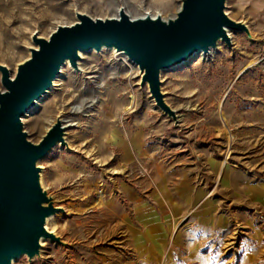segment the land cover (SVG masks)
Here are the masks:
<instances>
[{"label":"rangeland","instance_id":"obj_1","mask_svg":"<svg viewBox=\"0 0 264 264\" xmlns=\"http://www.w3.org/2000/svg\"><path fill=\"white\" fill-rule=\"evenodd\" d=\"M183 1L0 0V66L14 78L35 38L81 12L168 18ZM225 10L239 28L226 27L211 53L160 69L159 98L120 51L89 49L61 65L21 117L32 144L63 127L37 162L55 233L14 264H264V0H224ZM160 194L174 196L172 208ZM143 202L154 221L138 218Z\"/></svg>","mask_w":264,"mask_h":264},{"label":"water","instance_id":"obj_2","mask_svg":"<svg viewBox=\"0 0 264 264\" xmlns=\"http://www.w3.org/2000/svg\"><path fill=\"white\" fill-rule=\"evenodd\" d=\"M57 28L48 39L35 38L37 49L11 78L0 66L5 90L0 91V264L39 249V236L48 235L44 217L53 206L38 184L37 162L62 139L63 127L54 124L38 144L22 131L21 117L52 85L65 59L74 62L77 51L102 46L124 50L129 59L146 71L152 92L159 95L160 69L181 63L200 50L226 39V27L239 28L225 15L224 0H184L174 21L120 19L93 20ZM172 115L167 107L162 105Z\"/></svg>","mask_w":264,"mask_h":264},{"label":"bare ground","instance_id":"obj_3","mask_svg":"<svg viewBox=\"0 0 264 264\" xmlns=\"http://www.w3.org/2000/svg\"><path fill=\"white\" fill-rule=\"evenodd\" d=\"M48 5H49V4H48ZM181 7H182V4H181V5L179 6V8H178V14H179V12H180ZM123 13L127 14L131 20H137V21H139V19H141V20H151V21L159 20V21L163 22V23L166 24V25L169 24V22L174 21V20L176 19V17L178 16V14H176V15H171V16H169L168 18H166V17L161 16L160 12H159V13L157 12V13H154V14H151L150 12H146V13H142V14L137 15V14H132V13H130L127 9H125V8H123V7H119V8H117V9L115 10V12H114L113 14L108 15V16L103 17V18H95L94 20H95V21H96V20H103V21H105V20H109V19H120V17L122 16ZM225 15L228 16V11H227V10H225ZM79 16H87V15H86L85 13H83V12L79 13V14H78L77 22H75V24L81 22V18H80ZM229 19L234 20L232 16H230ZM230 31H231V30H230L229 28H227V33H228V35H230ZM216 39H217L216 44L219 45L220 42L222 41V39H221L220 37H217ZM37 48H38V45L35 44L34 46L31 47V50H33V49H37ZM93 49H94V48H93ZM104 49L114 50V51L117 50L116 47H106V46H102L99 50H104ZM212 50H213V47H210L208 51L200 50V51H198V52H196V53H203L204 55H206V54H208V53H211ZM117 51H120V53L123 55V57H124V61H125V62H128V63H130V64H134V62H132V61L129 59L127 53H126L124 50H117ZM83 53H84V51H82V50H78V51H77V57H81V56L83 55ZM30 56H31V55H30ZM30 56H29V57H30ZM29 57H28V58H29ZM69 62H70V59H68V58L65 59L64 63L62 64V66H63L64 64L69 63ZM77 63L79 64V59L77 60ZM179 65H180V64H179ZM179 65H176V66H179ZM62 66L60 67V70H61ZM176 66H174V67H176ZM55 80H56V77H55V79L53 80L52 85H54ZM52 85H51V86H52ZM83 108H84V105H83V99H78V101H77V106H74V107H73L74 112L81 111ZM127 109H129V107H128ZM219 115H221V120H222V122H223L224 127L228 130L229 141L232 142V141H233V137H232V135H231V131L229 130V125H228L227 119H226L225 115H223V112H222V111H220V114H219ZM179 120H180V118H178V121H179ZM64 128H65V127H64ZM111 139H112V141H115V135H114V134L111 135ZM145 154H146V153H145V151H144V149H143V153H142V155H145ZM143 159H145V158L143 157ZM38 184H39V187H40L41 191L44 192V185H43V182H42V177H41V175L38 176ZM172 197H174V196H172ZM172 197H169V200L167 201V202H168L167 204H168L171 208H172V206H173V204H172V201H173V200L171 201ZM46 204H47V203H44V205H46ZM137 210H139V213H138V214H139V217H138V218H139L141 221H143V211H145L144 213H149V212H150L149 210H143V203H142V204H139ZM54 218H55V215H48V216H45V217H44V229H45L47 232L55 233V227L53 226V219H54ZM150 221H151V219H150ZM150 231H151V230H150ZM150 234H151V233H150ZM150 237H152V236L150 235ZM46 240H48V238L45 237L43 234H41V235L39 236V240H38V241H39V243H38V244H39V249L37 250V252L41 251V248L46 244ZM37 252H36V254H37ZM21 256H22V254H21V255H18L17 257L12 258V259L10 260V264H14L15 261H16L18 258H20Z\"/></svg>","mask_w":264,"mask_h":264},{"label":"crops","instance_id":"obj_4","mask_svg":"<svg viewBox=\"0 0 264 264\" xmlns=\"http://www.w3.org/2000/svg\"><path fill=\"white\" fill-rule=\"evenodd\" d=\"M161 195V198L159 197V198H157L158 200L159 199H161V202L162 203H164V201L165 200H168V199H164L163 197V195L162 194H160ZM151 196V195H150ZM153 197H156V196H158V195H152ZM166 203H167V201H166ZM143 210H149L150 212L149 213H144L145 211H143V221H146V222H150V219H151V221H154L155 220V218H154V215L156 214V211L153 209V208H151V206H149V204H147V203H145V202H143ZM151 230V229H150ZM149 230V232L148 231H146V235L147 236H149L150 235V233H151V231ZM145 235V234H144ZM145 245L143 246V247H145V246H147V244L146 243H144Z\"/></svg>","mask_w":264,"mask_h":264}]
</instances>
